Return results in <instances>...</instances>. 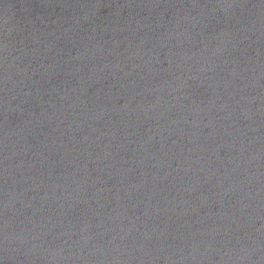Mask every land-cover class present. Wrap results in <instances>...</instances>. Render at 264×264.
<instances>
[{"label":"water","instance_id":"obj_1","mask_svg":"<svg viewBox=\"0 0 264 264\" xmlns=\"http://www.w3.org/2000/svg\"><path fill=\"white\" fill-rule=\"evenodd\" d=\"M0 264H264V0H0Z\"/></svg>","mask_w":264,"mask_h":264}]
</instances>
